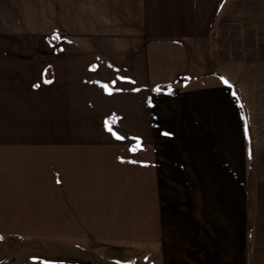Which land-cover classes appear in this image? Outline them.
<instances>
[{"label": "crops", "instance_id": "0c3cea01", "mask_svg": "<svg viewBox=\"0 0 264 264\" xmlns=\"http://www.w3.org/2000/svg\"><path fill=\"white\" fill-rule=\"evenodd\" d=\"M28 3L0 0V264H46L27 233L61 230L135 232L152 264H264V0H51L48 48ZM60 163H147L141 220L60 224Z\"/></svg>", "mask_w": 264, "mask_h": 264}, {"label": "rangeland", "instance_id": "374dc122", "mask_svg": "<svg viewBox=\"0 0 264 264\" xmlns=\"http://www.w3.org/2000/svg\"><path fill=\"white\" fill-rule=\"evenodd\" d=\"M28 4L29 40L37 47L48 48L46 38L50 31H43L42 25L47 19L38 17V13L43 8L47 9L46 13L50 12L51 0H29ZM59 166L58 181L54 183L56 203L61 215L70 220L60 224H74L76 226L72 227L75 228L93 223L133 229L137 225L135 219L141 220L138 218L141 216L135 214L137 205L133 204L141 197V185L127 183V180L143 179L147 175V163H60ZM47 186L50 185H44ZM35 192V184L29 182L27 193L34 195ZM28 205L29 210H36L35 200L29 199ZM92 227L101 228L98 225ZM27 234L28 254L36 248L38 252L33 253L41 255L46 264H116L113 260L152 264L146 252L135 249V232L61 230ZM137 238L139 236H136V242ZM32 239H37L38 244ZM25 252L15 255L17 262Z\"/></svg>", "mask_w": 264, "mask_h": 264}, {"label": "trees", "instance_id": "16d2710c", "mask_svg": "<svg viewBox=\"0 0 264 264\" xmlns=\"http://www.w3.org/2000/svg\"><path fill=\"white\" fill-rule=\"evenodd\" d=\"M48 41H49L50 44L56 45V41H55L54 38L49 37L48 38ZM169 90H170L169 86H160V87L156 88L154 90V92L155 93H165V92H169Z\"/></svg>", "mask_w": 264, "mask_h": 264}, {"label": "water", "instance_id": "95a60500", "mask_svg": "<svg viewBox=\"0 0 264 264\" xmlns=\"http://www.w3.org/2000/svg\"><path fill=\"white\" fill-rule=\"evenodd\" d=\"M113 262L116 263V264H132V261L121 262V261H118V260H113Z\"/></svg>", "mask_w": 264, "mask_h": 264}, {"label": "snow or ice", "instance_id": "6c2138e0", "mask_svg": "<svg viewBox=\"0 0 264 264\" xmlns=\"http://www.w3.org/2000/svg\"><path fill=\"white\" fill-rule=\"evenodd\" d=\"M225 83H227V82L225 81Z\"/></svg>", "mask_w": 264, "mask_h": 264}]
</instances>
